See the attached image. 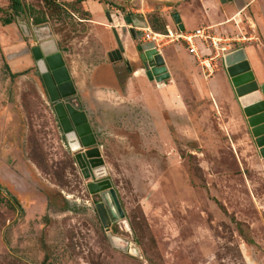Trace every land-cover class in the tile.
I'll list each match as a JSON object with an SVG mask.
<instances>
[{
	"label": "rangeland",
	"instance_id": "374dc122",
	"mask_svg": "<svg viewBox=\"0 0 264 264\" xmlns=\"http://www.w3.org/2000/svg\"><path fill=\"white\" fill-rule=\"evenodd\" d=\"M21 1L48 21L35 24L30 9L15 14L10 0H0V264H264L263 146L225 58L206 71L184 41L164 39L159 51L171 77L151 80L136 55L143 26L126 20L141 16L165 33L185 8L202 18V0H99L118 18L106 27L77 0ZM241 23L228 33L252 37L236 50L254 51L261 70L251 68L264 85V38ZM43 25L74 72L76 96L98 139L104 164L95 178L78 163L84 148L73 150L77 141L64 132L34 56L41 45L35 28ZM114 28L121 39L132 38L135 52L125 70L115 68L117 77L109 58L119 48ZM101 66L111 74L109 86L88 79ZM138 69L146 83L131 81ZM99 87L106 101L95 95ZM102 178L116 189L124 216L109 192L91 193L89 184ZM103 198L111 208L105 217Z\"/></svg>",
	"mask_w": 264,
	"mask_h": 264
},
{
	"label": "water",
	"instance_id": "95a60500",
	"mask_svg": "<svg viewBox=\"0 0 264 264\" xmlns=\"http://www.w3.org/2000/svg\"><path fill=\"white\" fill-rule=\"evenodd\" d=\"M109 21L113 22V15L110 11L106 12ZM176 23L182 30L185 26L178 12L174 14ZM126 20L130 23L139 22L140 26H146L147 22L141 16H127ZM41 45L33 48L34 56L38 66L43 72V78L48 88L50 98L54 104L56 113L60 119V123L64 132L70 140L79 142V149L84 148L76 154V158L87 177L95 178V170L104 164L98 139L90 123L88 113L83 109L77 95V88L72 80L70 71L66 65L62 51L55 52L46 51V42L53 37L52 30L49 25L38 26L35 28ZM131 33L135 39L138 33L135 28H131ZM114 34L117 39L119 48L109 53L112 61L120 59L125 50L124 44L116 28ZM138 51L145 65L147 76L151 80L162 82L171 77L166 67V60L153 43L138 45ZM226 69L228 76L234 86L235 92L244 103V112L249 117L252 126V132L257 137V141L262 147L264 155V85H259L251 68L249 60L246 58L245 50L239 49L225 56ZM257 95L254 99L247 100L246 97ZM245 99V100H244ZM78 149V150H79ZM77 150V151H78ZM92 194H105L109 192L112 200L118 210L120 216H124V212L117 196V191L112 187L109 178H102L89 184ZM104 201L98 204V208L103 217L111 212L109 204Z\"/></svg>",
	"mask_w": 264,
	"mask_h": 264
},
{
	"label": "crops",
	"instance_id": "0c3cea01",
	"mask_svg": "<svg viewBox=\"0 0 264 264\" xmlns=\"http://www.w3.org/2000/svg\"><path fill=\"white\" fill-rule=\"evenodd\" d=\"M59 3H73L74 0H56ZM80 2V4L83 6L85 11L92 15V20L99 23L100 25L107 26V20L108 17L106 15V12L108 11V3L101 2L99 0H77ZM194 2L191 1L189 3V6H193ZM202 18L196 17L194 15V11H189L188 9H184L183 13L180 15L181 18H183L182 22L184 23V26L187 30H194L196 28H199L201 21H205L208 25H214L215 28H217L218 31L222 32L223 30H226L228 32H236L238 29H240L241 25H243L241 22H243L245 19L252 23L254 26H256L257 33L260 34L261 37L264 38V0H202ZM239 12V16H237L236 21H230L229 19L234 16L235 13ZM116 21H118L117 16H113ZM237 22V23H236ZM109 26V24H108ZM202 27V26H201ZM110 34L108 36L109 41L113 40ZM100 37L106 38L103 36V34L100 33ZM116 39V37H114ZM117 40V39H116ZM125 50L121 54L122 57L120 59L112 61L114 66V71L116 70V67H121L124 69L127 65L131 64L133 60H135V52L131 50V44H132V38H130L127 34H124L123 39H121ZM118 43V42H117ZM56 50L60 51V43L58 39L52 38L51 40H48L46 42V51L48 53L55 52ZM247 58L251 63L252 68L255 70L256 73L261 70V66L258 65V62L256 61L257 55H255L254 51L250 49V47H247L246 49ZM116 50H112L110 52H114ZM109 52V53H110ZM136 55L139 56V52H136ZM110 58V57H109ZM22 62H18L16 65L17 67L20 66ZM118 66H117V65ZM124 66V68H123ZM125 70V69H124ZM116 77L118 76L117 71H115ZM71 77H73L76 80V85L78 84V81L76 77L74 76V72H71ZM134 78L132 76V82L133 79H136L141 84L146 83L147 80H145L143 76V70L138 69L134 73ZM259 75V74H258ZM100 77L101 80H97ZM104 77V78H103ZM111 77V74H107L103 71L102 66L96 67L93 73H90L88 75V79L93 81L94 84H99V86L103 83L107 84L109 86V83H106L108 81L107 79ZM136 77V78H135ZM104 81V82H103ZM130 81V82H131ZM130 82L129 86L130 87ZM113 85V84H112ZM160 86H166L165 84H159ZM111 86V84H110ZM114 87V86H113ZM115 88V87H114ZM95 93V95L101 97L103 101H106L107 93L102 94L104 92L101 87L98 88ZM129 91L131 88H128ZM171 92L174 94V90L171 88ZM171 93V94H172ZM128 94V93H127ZM172 94V95H173ZM132 96V95H131ZM128 96H126V101H129ZM105 99V100H104ZM132 100V97H131Z\"/></svg>",
	"mask_w": 264,
	"mask_h": 264
},
{
	"label": "built area",
	"instance_id": "2783aa9c",
	"mask_svg": "<svg viewBox=\"0 0 264 264\" xmlns=\"http://www.w3.org/2000/svg\"><path fill=\"white\" fill-rule=\"evenodd\" d=\"M214 25L202 26L194 30L181 29L179 24L174 28L168 26V32L154 31L150 26L138 27V33L143 44L153 43L154 47L161 50L164 39L169 41H184L194 52L195 57L206 71H213L216 66L212 60L224 59L225 56L235 51L240 43L251 40L252 37L243 34H229L228 31L217 32ZM246 39V40H245ZM215 52L214 56L207 54Z\"/></svg>",
	"mask_w": 264,
	"mask_h": 264
},
{
	"label": "trees",
	"instance_id": "16d2710c",
	"mask_svg": "<svg viewBox=\"0 0 264 264\" xmlns=\"http://www.w3.org/2000/svg\"><path fill=\"white\" fill-rule=\"evenodd\" d=\"M48 3L53 1V0H46ZM11 2V9H13L15 11V14H20V13H24L26 10H31L32 13H34V16L32 17L34 19L35 24H42L48 21L47 16L45 14H42V16H36L35 15V8L34 7H30V6H26L23 4V2L21 0H10ZM55 2V1H54ZM15 21L14 16H10L7 17L3 20V23L5 25L11 24Z\"/></svg>",
	"mask_w": 264,
	"mask_h": 264
},
{
	"label": "bare ground",
	"instance_id": "6f19581e",
	"mask_svg": "<svg viewBox=\"0 0 264 264\" xmlns=\"http://www.w3.org/2000/svg\"><path fill=\"white\" fill-rule=\"evenodd\" d=\"M19 56V55H18ZM173 89V88H172ZM174 90V94L172 95L173 96V98H174V100L175 99H178V96L176 95V90L175 89H173ZM255 96H257V95H253V96H249V97H246V99L247 100H250V99H254V97ZM245 100V99H244ZM79 145V142H77V143H73V145H72V148H73V150H77L78 149V147L80 148V146H78Z\"/></svg>",
	"mask_w": 264,
	"mask_h": 264
}]
</instances>
